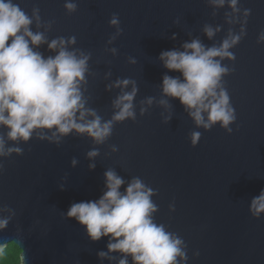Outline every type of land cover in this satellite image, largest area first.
<instances>
[{
    "label": "water",
    "instance_id": "obj_1",
    "mask_svg": "<svg viewBox=\"0 0 264 264\" xmlns=\"http://www.w3.org/2000/svg\"><path fill=\"white\" fill-rule=\"evenodd\" d=\"M12 2L32 20L30 30L44 35L46 42L34 48L43 57L57 54L48 44L60 38H75L68 50L89 56L80 90L102 124L119 111L118 97L133 87L136 93L134 117L113 121L103 143L75 130L57 140L55 129L11 141L0 126L5 147L21 150L0 156V218H10L0 230V251L16 244L22 264H119L125 256L109 252V237L93 241L67 216L72 204L103 195L104 174L112 170L125 181L121 192L134 178L152 190L154 222L182 241L185 255L177 264H264V213L250 210L264 190V0H238L235 12L229 0L223 6L212 0ZM69 2L75 11L67 10ZM114 16L117 25L110 23ZM206 27L214 30L211 39ZM230 34L240 40L229 49L233 58L220 60L227 68L221 85L235 120L231 131L220 122L205 129L179 99L163 93L165 75L182 76L159 57L184 51L193 40L220 47ZM125 80L127 86H115ZM193 132L200 134L195 144ZM91 151L98 155L89 158ZM127 261L134 264L131 256Z\"/></svg>",
    "mask_w": 264,
    "mask_h": 264
},
{
    "label": "clouds",
    "instance_id": "obj_2",
    "mask_svg": "<svg viewBox=\"0 0 264 264\" xmlns=\"http://www.w3.org/2000/svg\"><path fill=\"white\" fill-rule=\"evenodd\" d=\"M212 2L216 6L225 4V0ZM237 3L238 0H229L234 12L238 11ZM65 7L73 12L76 4L69 2ZM31 23L32 20L12 0H0V126L9 129L7 138L28 141L36 130L55 129L52 137L58 140L75 130L79 134L86 133L96 143H103L111 134L113 121L134 117L135 87L132 92L118 97L114 103L119 111L112 121L102 124L94 111L85 108L80 90L89 56L68 50L66 45L74 44L75 38L67 42L60 38L48 44V48L57 50V54L43 57L34 48L46 39L42 33L30 30ZM110 23L117 25L118 18L114 16ZM205 32L209 39L215 34L211 27H206ZM261 39L264 40V35ZM239 40V35L230 34L220 47L207 49L199 40H193L183 45L184 51L170 50L160 54L164 67L178 71L182 76L181 79L165 75L163 93L179 99L197 126L209 129L220 122L231 131L228 125L235 120V115L221 85L227 68L220 60L233 58L229 49ZM128 83L127 80L117 81L115 86H127ZM161 104L166 101L162 100ZM88 116L93 119H86ZM199 138L198 132L192 133L193 144ZM20 151L19 148H6L4 139L0 138V156ZM97 155V151L88 153L89 158ZM104 175L107 190L103 195L95 201L72 204L67 216L85 226L93 241L102 236L109 237V252H120L125 256L119 264H128L127 256H131L134 264H177V257L183 259L182 241L153 220L156 205L151 200L152 190L139 178H134L121 192L125 181L112 170ZM250 210L257 217L264 213V190L252 200ZM9 219L0 218V230L7 226ZM99 255L104 257L105 253ZM22 261L21 256L20 264Z\"/></svg>",
    "mask_w": 264,
    "mask_h": 264
},
{
    "label": "trees",
    "instance_id": "obj_3",
    "mask_svg": "<svg viewBox=\"0 0 264 264\" xmlns=\"http://www.w3.org/2000/svg\"><path fill=\"white\" fill-rule=\"evenodd\" d=\"M21 256L20 248L16 244L10 243L0 251V264H20Z\"/></svg>",
    "mask_w": 264,
    "mask_h": 264
}]
</instances>
